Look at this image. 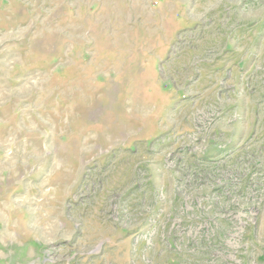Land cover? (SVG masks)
I'll return each mask as SVG.
<instances>
[{
	"label": "rangeland",
	"instance_id": "obj_1",
	"mask_svg": "<svg viewBox=\"0 0 264 264\" xmlns=\"http://www.w3.org/2000/svg\"><path fill=\"white\" fill-rule=\"evenodd\" d=\"M0 264H264V0H0Z\"/></svg>",
	"mask_w": 264,
	"mask_h": 264
}]
</instances>
